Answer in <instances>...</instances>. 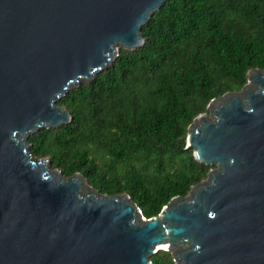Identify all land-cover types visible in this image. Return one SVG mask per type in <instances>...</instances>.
Returning a JSON list of instances; mask_svg holds the SVG:
<instances>
[{"label": "water", "instance_id": "obj_1", "mask_svg": "<svg viewBox=\"0 0 264 264\" xmlns=\"http://www.w3.org/2000/svg\"><path fill=\"white\" fill-rule=\"evenodd\" d=\"M166 0H0V264H264V69L212 98L186 147L214 166L146 218L30 151L27 137L72 116L58 105L90 82Z\"/></svg>", "mask_w": 264, "mask_h": 264}, {"label": "trees", "instance_id": "obj_2", "mask_svg": "<svg viewBox=\"0 0 264 264\" xmlns=\"http://www.w3.org/2000/svg\"><path fill=\"white\" fill-rule=\"evenodd\" d=\"M144 44L120 48L90 82L57 103L72 119L41 127L30 151L103 194L127 193L146 218L185 196L214 167L186 147L188 125L212 98L264 69V0H166L144 23ZM152 264H175L158 250Z\"/></svg>", "mask_w": 264, "mask_h": 264}, {"label": "rangeland", "instance_id": "obj_3", "mask_svg": "<svg viewBox=\"0 0 264 264\" xmlns=\"http://www.w3.org/2000/svg\"><path fill=\"white\" fill-rule=\"evenodd\" d=\"M206 113H207L208 115H210V113H209V111H208V110L206 111ZM28 137H29V135H28ZM28 137H27V138H28ZM53 168H54V167H53Z\"/></svg>", "mask_w": 264, "mask_h": 264}]
</instances>
